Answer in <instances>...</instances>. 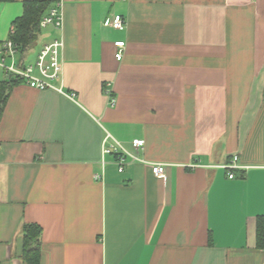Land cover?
Segmentation results:
<instances>
[{"label":"crops","instance_id":"obj_1","mask_svg":"<svg viewBox=\"0 0 264 264\" xmlns=\"http://www.w3.org/2000/svg\"><path fill=\"white\" fill-rule=\"evenodd\" d=\"M22 1L0 3V43ZM60 9L61 31L45 28L21 59L61 36L62 92L20 82L0 116V264H29L30 223L41 227L36 264H264V0ZM115 14L125 30L106 23ZM115 141L139 159L122 171L103 153Z\"/></svg>","mask_w":264,"mask_h":264},{"label":"built area","instance_id":"obj_2","mask_svg":"<svg viewBox=\"0 0 264 264\" xmlns=\"http://www.w3.org/2000/svg\"><path fill=\"white\" fill-rule=\"evenodd\" d=\"M106 23L115 30H125L127 21L119 14H115L111 19H107ZM41 28L51 27L56 31L62 29V14L60 9V0H58L53 7H51L40 20ZM114 45V58L121 60L125 48L123 40H117ZM63 48V39L61 36L54 37L50 41L41 45L38 49L36 57L33 61L27 62L18 57V52L15 45L7 38L0 43V68L4 69L8 74H12L21 83L37 89H55L62 92L60 82L62 75V58L61 52ZM9 60V62H7ZM73 96L74 93H70ZM114 104L113 97L110 98V105ZM106 138L104 139L105 142ZM144 141L142 139H133L131 144L134 148H142ZM103 153H113L116 156V163L118 170L122 171L126 163V158L130 157L132 160H139L137 157L129 153L121 144L115 141V144L105 145ZM237 156H232L231 160L222 165L227 170L228 178H233L234 169L236 165ZM152 172L158 178L165 176V165L155 163L152 165ZM98 178V175H96Z\"/></svg>","mask_w":264,"mask_h":264},{"label":"trees","instance_id":"obj_3","mask_svg":"<svg viewBox=\"0 0 264 264\" xmlns=\"http://www.w3.org/2000/svg\"><path fill=\"white\" fill-rule=\"evenodd\" d=\"M13 0H0L10 2ZM58 0H23L22 13L12 21L8 35L15 45L20 58L32 47L42 33L40 20ZM6 77L0 79V116L11 89L18 83L16 77L5 71ZM41 235V227L37 224H25L22 227L23 253L22 260L29 264H36L39 260L38 239ZM256 247L264 249V214L256 217Z\"/></svg>","mask_w":264,"mask_h":264},{"label":"rangeland","instance_id":"obj_4","mask_svg":"<svg viewBox=\"0 0 264 264\" xmlns=\"http://www.w3.org/2000/svg\"><path fill=\"white\" fill-rule=\"evenodd\" d=\"M47 28V27H46ZM48 28H50V27H48ZM45 30V28H42V32ZM40 37V36H39ZM37 42H38V39L34 42V44L32 45V47L26 52L27 54H29L31 51H32V49H34L35 47H36V44H37ZM26 61V60H25Z\"/></svg>","mask_w":264,"mask_h":264},{"label":"bare ground","instance_id":"obj_5","mask_svg":"<svg viewBox=\"0 0 264 264\" xmlns=\"http://www.w3.org/2000/svg\"><path fill=\"white\" fill-rule=\"evenodd\" d=\"M114 137V136H113Z\"/></svg>","mask_w":264,"mask_h":264}]
</instances>
